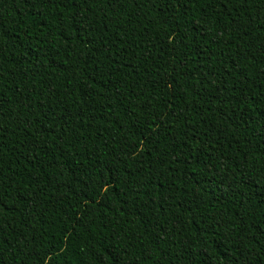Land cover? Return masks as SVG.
Masks as SVG:
<instances>
[{
  "label": "trees",
  "instance_id": "16d2710c",
  "mask_svg": "<svg viewBox=\"0 0 264 264\" xmlns=\"http://www.w3.org/2000/svg\"><path fill=\"white\" fill-rule=\"evenodd\" d=\"M264 0H0V264H264Z\"/></svg>",
  "mask_w": 264,
  "mask_h": 264
},
{
  "label": "snow or ice",
  "instance_id": "6c2138e0",
  "mask_svg": "<svg viewBox=\"0 0 264 264\" xmlns=\"http://www.w3.org/2000/svg\"><path fill=\"white\" fill-rule=\"evenodd\" d=\"M261 140L264 141V137H262Z\"/></svg>",
  "mask_w": 264,
  "mask_h": 264
}]
</instances>
